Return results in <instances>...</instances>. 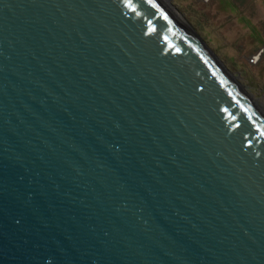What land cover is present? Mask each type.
<instances>
[{
    "label": "water",
    "instance_id": "water-1",
    "mask_svg": "<svg viewBox=\"0 0 264 264\" xmlns=\"http://www.w3.org/2000/svg\"><path fill=\"white\" fill-rule=\"evenodd\" d=\"M262 133L172 0H0V264H264Z\"/></svg>",
    "mask_w": 264,
    "mask_h": 264
},
{
    "label": "rangeland",
    "instance_id": "rangeland-1",
    "mask_svg": "<svg viewBox=\"0 0 264 264\" xmlns=\"http://www.w3.org/2000/svg\"><path fill=\"white\" fill-rule=\"evenodd\" d=\"M172 1L236 80L264 104V0Z\"/></svg>",
    "mask_w": 264,
    "mask_h": 264
},
{
    "label": "built area",
    "instance_id": "built-area-1",
    "mask_svg": "<svg viewBox=\"0 0 264 264\" xmlns=\"http://www.w3.org/2000/svg\"><path fill=\"white\" fill-rule=\"evenodd\" d=\"M254 59H256V57H254Z\"/></svg>",
    "mask_w": 264,
    "mask_h": 264
},
{
    "label": "snow or ice",
    "instance_id": "snow-or-ice-1",
    "mask_svg": "<svg viewBox=\"0 0 264 264\" xmlns=\"http://www.w3.org/2000/svg\"><path fill=\"white\" fill-rule=\"evenodd\" d=\"M262 134H264V133H262Z\"/></svg>",
    "mask_w": 264,
    "mask_h": 264
}]
</instances>
